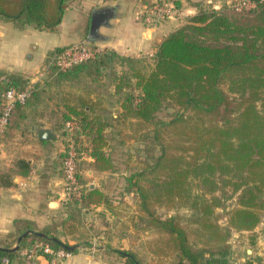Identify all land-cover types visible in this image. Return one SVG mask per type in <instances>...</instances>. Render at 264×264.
I'll return each instance as SVG.
<instances>
[{
  "label": "trees",
  "instance_id": "1",
  "mask_svg": "<svg viewBox=\"0 0 264 264\" xmlns=\"http://www.w3.org/2000/svg\"><path fill=\"white\" fill-rule=\"evenodd\" d=\"M73 1L0 0V18L18 28L32 25L54 30ZM241 1L252 6L240 8ZM143 3L148 7L153 1ZM155 48L152 55L138 58L106 48L64 71L50 70L59 81L73 82L84 75L90 83L98 84L104 79L105 85L107 79L120 108L113 118L90 98L91 89L87 88V97L79 96L77 104H66L62 116L65 122L75 120L72 139L75 144L81 137L86 139L88 155L97 171L115 169L112 157L105 151L114 125L137 122L135 139L141 143L143 157L138 162L142 166L126 177L125 191L137 197L139 213L129 220L138 226L134 234L150 231L161 236L158 247L153 249L155 264H164V249L173 253L171 264H235L229 242L232 229L248 232V243L254 245L253 230L264 210V0H230L219 8H204L196 3V12L163 36ZM28 82L19 73L0 79V116L4 110L1 93L8 88L22 90ZM223 83L227 91L221 87ZM30 95L38 100L33 88ZM27 100L15 102L5 132L19 128L27 117L26 108L32 105ZM169 107L177 110L168 119L159 117ZM174 128H179L183 145L172 152L166 141ZM66 156L67 147L56 159L62 178ZM78 164L80 195L69 193L67 218L80 223L83 210L103 203L106 211L119 219L118 211L129 204L123 200L115 204L99 189L83 187ZM16 165L23 174L29 171L25 160H18ZM193 180H197L198 189L191 191ZM162 198L175 199L179 206L186 207L190 217L177 212L157 213L151 204ZM229 199L235 203L228 209L225 201ZM217 208L225 210L227 224H219ZM126 228L122 234L127 235L130 228ZM26 230L34 229L24 226L17 230V237ZM41 232L43 237L27 235L19 248L41 241L68 253L76 251L61 247L60 241L68 242L60 239L54 226ZM3 248L0 247V260L9 261L16 252ZM110 251L123 259L120 264H143L133 250ZM242 264L253 263L247 260ZM255 264L264 263L256 260Z\"/></svg>",
  "mask_w": 264,
  "mask_h": 264
},
{
  "label": "crops",
  "instance_id": "2",
  "mask_svg": "<svg viewBox=\"0 0 264 264\" xmlns=\"http://www.w3.org/2000/svg\"><path fill=\"white\" fill-rule=\"evenodd\" d=\"M200 1L173 0L172 3L180 8L179 12L186 10L188 14H193L196 12V3ZM96 10H108L110 15L100 24L96 35L91 36L90 20ZM144 10L143 0H75L65 8L61 21L54 30L38 29L32 25L18 28L13 22L0 18V73H3L0 79H5L10 73H19L24 78L37 82L36 75L53 50L81 42L100 50L111 49L122 56H150L160 39L179 24L168 21L147 26L142 18ZM95 93L98 97L93 99L92 96V100L98 103V107L105 109L104 112L113 118L116 117V111L120 108L116 97L111 95L113 87L108 80L104 88L95 90ZM86 97L87 95L84 96ZM27 118L22 121L25 122ZM44 123L46 125L35 127L31 133L21 132L22 137L27 140L25 142L24 139L13 142V134L0 135V247H14L18 238L17 230L24 226L30 225L34 229L32 231L40 232L43 228L54 226L62 241L77 245L76 251L69 253L58 264H113L111 260L114 257L108 255L107 251L127 249L117 246L115 242H125L129 231L127 235H119L110 227L101 229L96 234L92 233L91 228L99 225L97 216L101 217V213H104L107 219L112 217L103 203L91 204L88 209L83 210L80 223L67 218L65 183L56 165L57 156L63 151L62 137L48 122ZM40 127L51 128L57 138L50 141L38 140L35 132ZM110 136L105 151L113 159L114 170L97 171L92 166L93 159L88 155V149L80 153L83 162L79 172L87 179L86 184L105 194H110L118 186L119 180L124 179L120 172L117 173V162L114 160L116 149ZM20 159L29 164L27 174L21 173L20 167L16 165ZM122 182L124 185V181ZM253 232L256 236L254 245L251 246L247 240L248 232L232 229L229 242L235 264H242L247 260L253 264L256 260L264 263V210ZM83 242L88 245H83ZM25 246L19 248V243L18 249L10 252L16 253L9 257V264H25L22 257ZM35 264L51 263L49 257L40 255Z\"/></svg>",
  "mask_w": 264,
  "mask_h": 264
},
{
  "label": "rangeland",
  "instance_id": "3",
  "mask_svg": "<svg viewBox=\"0 0 264 264\" xmlns=\"http://www.w3.org/2000/svg\"><path fill=\"white\" fill-rule=\"evenodd\" d=\"M156 0H153L155 2ZM164 2L169 3L172 5L173 11L171 12V15L169 18L156 23L155 25H160L163 23H166L168 21H174V23H178V26H181L186 22V19L192 15L188 14L186 10L182 12H179L180 9L176 5L172 3L173 0H162ZM226 1L230 0H211V2H205L204 0L200 1L202 7L204 8H219L223 4H225ZM194 14V13H193ZM154 26V25H152ZM177 26V27H178ZM176 27V28H177ZM175 29V28H174ZM149 62L146 61L145 64H148ZM41 72V71H40ZM40 72L36 75L35 79L37 82H34L32 85L34 86L33 89L35 93H37L38 100L35 101L34 98H31V95L28 97V102L32 103L31 106L26 108L27 116L29 118L26 119V121H21L19 128H14L7 130L5 132V128L3 129L1 135H12L13 134V142H19L24 139L22 137L21 132H27L31 133L33 132L34 128L40 125H46L44 122H48L62 137L63 142V150L65 147H67L68 136L69 131L68 127L66 126V123H71L75 121L74 119L64 121V118L62 116V113L65 111L66 104L67 105H73L78 103V97L82 96L84 97L87 95V88L91 89V99H96L98 96L96 95L94 89H102L104 88V85L102 83L104 82V79H102L98 84L97 83H90L89 80L86 79L84 75H81L79 79L68 82V81H59L55 77H53L50 73H46L42 77H40ZM32 78V79H33ZM107 82V79H105ZM223 90L227 91V84L223 83L221 85ZM104 94V93H103ZM93 96V97H92ZM102 97V96H100ZM95 101V100H94ZM260 106V102H258V107ZM176 107H169L163 109L159 113V117L162 119H168V115L174 113L173 111H176ZM117 114V111H116ZM138 131V124L135 121L127 122V123H117L114 125V132L113 136L109 135L110 141H112V144L116 151H114V160L117 162V170L120 176L124 178L123 180H119L118 186L108 195L113 203L117 204L118 200H123L126 203L129 204V207L121 209L118 211V216H120L119 219L116 217H107L101 215L97 216V223L99 225H96L95 227L91 228V231L93 234L98 233L101 229H111L114 232H117V234L121 235L123 231H125L128 227L130 228L128 231L133 233V235H127V238H125V242L120 243L115 242L117 246L120 247H127L129 250H133V252H136V254L142 259L143 264H155V258L153 257V249L158 247L159 245V238L161 237L157 233L153 232H137L134 234L135 230H137L136 225H133V222L129 221L131 216H135L136 213H139V208L137 204V197L133 193H127L125 191L126 186V177L135 169L140 168L142 165L140 162H138V159L143 157V154L140 153V145L139 141H137L135 138L137 136ZM13 132V133H12ZM168 133V130H167ZM33 136V135H31ZM168 138V137H167ZM84 137H81L79 139V142L76 144V151L78 153L86 152L87 150V144L88 142L85 141ZM27 141L24 139V142ZM28 142H30L28 140ZM169 146H171V151L175 152L177 149H180L183 145V140L181 135L179 134V128L172 129L170 133V138L166 141ZM84 156V155H83ZM78 165L81 168L83 160L81 159L82 155L78 154ZM121 172L125 173L123 175ZM124 181V185L121 184V182ZM87 179L84 178V183H82V186L84 187L87 185ZM193 183H191V191L197 190V180H193ZM123 183V182H122ZM122 185V186H121ZM227 189V188H226ZM218 195H221L219 191L216 192ZM167 199V198H166ZM164 198L161 199V202H153L151 206L156 209L157 213L161 215H170L175 212L180 213L184 217H190V212L187 211L186 207L179 206L178 203H176L175 199L166 200ZM115 201V202H114ZM235 200L229 199L225 201V204L227 208L234 206ZM218 212V222L221 225L227 224V217L225 215V210L221 208H217ZM103 217V218H102ZM93 223V222H92ZM84 230V229H83ZM130 234V233H129ZM118 235V236H119ZM163 237V236H162ZM106 238V237H105ZM164 238V237H163ZM118 240V238H117ZM120 244V245H119ZM163 261L164 264H171L173 261V253L172 251L168 249L163 250ZM108 255L114 257L111 262L113 264H120L123 260L120 256L113 253L112 251H107ZM234 257V256H233ZM234 259V258H233Z\"/></svg>",
  "mask_w": 264,
  "mask_h": 264
},
{
  "label": "built area",
  "instance_id": "4",
  "mask_svg": "<svg viewBox=\"0 0 264 264\" xmlns=\"http://www.w3.org/2000/svg\"><path fill=\"white\" fill-rule=\"evenodd\" d=\"M238 6L249 7L252 6L250 2L241 1ZM172 5L167 2L156 0L152 5L145 7L143 12V21L147 26L155 25L170 17L173 11ZM100 49L90 45L89 43L81 42L61 48L59 51L53 50L48 57L47 62L43 66L40 77L46 73H50V70L64 71L74 65L84 63L92 59ZM34 81L29 80L27 86L22 90H16L15 88H8L1 93V97L4 100V110L0 116V135L5 128L7 119L11 109L15 102L23 103L30 95L33 88ZM76 123H66L68 127L69 136L67 144V156L63 161L64 171V183L66 197L70 192H75L76 195H80L81 185L76 177V163L78 160V152L76 151V144L72 139V132ZM69 253L63 249H55L47 243L41 241H34L25 246L22 250V257L25 264H35L36 259L41 256H48L51 264H58L60 260L65 258ZM0 264H9L7 258H2Z\"/></svg>",
  "mask_w": 264,
  "mask_h": 264
},
{
  "label": "water",
  "instance_id": "5",
  "mask_svg": "<svg viewBox=\"0 0 264 264\" xmlns=\"http://www.w3.org/2000/svg\"><path fill=\"white\" fill-rule=\"evenodd\" d=\"M110 15L108 10H96L92 13L91 15V20H90V35L95 36L96 31L100 24L104 22L106 18ZM3 75V73H0V76ZM36 138L40 141H50L54 140L57 138V134L55 133L54 130L48 127H40L36 130L35 132ZM27 235H35V236H44V233L40 231H32V230H27L24 233H22L16 241V244L12 248H3L4 250L11 252L15 251L18 249L19 243L27 236ZM61 247H63L66 250H73L77 247V245H68L63 242H59Z\"/></svg>",
  "mask_w": 264,
  "mask_h": 264
}]
</instances>
